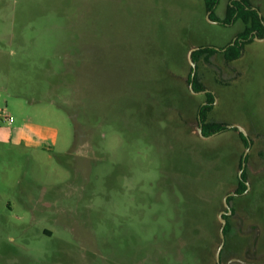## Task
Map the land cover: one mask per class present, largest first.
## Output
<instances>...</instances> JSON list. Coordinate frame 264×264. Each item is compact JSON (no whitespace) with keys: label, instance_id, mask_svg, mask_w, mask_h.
Masks as SVG:
<instances>
[{"label":"rangeland","instance_id":"rangeland-1","mask_svg":"<svg viewBox=\"0 0 264 264\" xmlns=\"http://www.w3.org/2000/svg\"><path fill=\"white\" fill-rule=\"evenodd\" d=\"M245 13L264 26V0L214 14L205 0H0V264L216 263L221 241L184 253L182 193L216 204L207 229L220 234L248 148L237 132L198 133L200 47L218 51L197 63L209 119L253 140L221 264H264V36H241ZM206 153L215 187L191 165Z\"/></svg>","mask_w":264,"mask_h":264},{"label":"trees","instance_id":"trees-1","mask_svg":"<svg viewBox=\"0 0 264 264\" xmlns=\"http://www.w3.org/2000/svg\"><path fill=\"white\" fill-rule=\"evenodd\" d=\"M220 0H205L206 8L208 11H211L212 14H214L215 8ZM235 14V7H232L229 5V8L227 9V15H226V22H231L232 18ZM249 13L242 14L243 21L245 23L246 28L241 33V36L248 37L253 31H257L260 37L264 36V26L259 20V17L257 15H253ZM211 18V17H210ZM243 49V43L239 44L238 42H235V44L231 45L229 44L225 51L223 52V56L226 61H233L240 57L241 50ZM218 51L215 48L212 47H200L197 51H195L192 54V59L194 62L199 63L202 59L206 63H210V58L217 54ZM198 66H197V73L193 80V90L195 92H202L207 90V88L202 84L199 73H198ZM192 68L190 69V73L188 75V83L190 84L192 82ZM205 98L202 104L199 105L197 115H196V121L198 122V126H201L202 128V135L204 137H212L216 134H219L221 132L225 131H233L238 133V137L240 138V141L243 143V145L246 148H250L252 145L253 140L251 137H246L242 132H240L237 128H229L228 124L216 121V120H210L209 114L214 108V102L215 97L211 92H207L204 94ZM201 137V136H200ZM199 141H204L203 139L199 138ZM204 143V142H202ZM243 154L239 158V169H242V163H243ZM201 157V156H200ZM216 158L215 153L203 155V158L200 160H195L191 165L198 170L199 176H202V181H206L207 179L210 180L211 184L213 185L216 182V179H212V177L209 175L208 171V162L210 159ZM206 161V163H205ZM249 161V157L246 158V163ZM207 165V166H206ZM196 170V172H197ZM195 179V175L193 176ZM237 184L234 188V192L236 193V196H241L245 194L247 191V184L248 182V175L247 170H245L240 177L239 174L236 175ZM198 182V181H197ZM201 182V181H200ZM215 187V185H213ZM178 190L180 189L179 185L177 186ZM181 191V189L179 190ZM198 192V193H197ZM196 193H191V196H188V192L182 193L184 196L183 199V205L186 204L185 201L190 202L191 206H189L187 209H185V212L183 213V224L185 225L183 228V237L186 240V247L184 249V253L191 259L193 262L195 258H198L199 256H204L205 254L209 253L211 244L214 243V241L219 243L221 241L220 234H216V236H210V232L207 229V226H209V215L211 212H216L218 207L216 204L208 202L204 197L201 196V192L197 190ZM229 194V192H226V195ZM225 195V196H226ZM188 196V197H185ZM191 198V199H189ZM236 197L231 196L229 197L228 201L232 209V215H225L224 218L227 220V224L224 229L225 239L227 242L229 234L233 230V226L231 224V219L235 218L237 216L236 210L232 207V202L234 201ZM253 202H256L254 200ZM195 204V207L193 206ZM254 207L256 203L253 204ZM223 210H225L224 206H221ZM253 208V207H252ZM218 222V221H217ZM220 223L221 226V222ZM255 226H253L254 229ZM221 229V228H220ZM257 240V239H256ZM226 245V243H225ZM225 248V247H224ZM248 252V251H247ZM246 252V253H247ZM225 251L223 250L221 253V260L224 257ZM197 260V259H196ZM217 264V262L215 263Z\"/></svg>","mask_w":264,"mask_h":264},{"label":"water","instance_id":"water-1","mask_svg":"<svg viewBox=\"0 0 264 264\" xmlns=\"http://www.w3.org/2000/svg\"><path fill=\"white\" fill-rule=\"evenodd\" d=\"M199 48H193L190 52H189V61H190V64L192 66V78L194 79L195 75H196V71H197V67H196V63L193 61L192 59V54L193 52L197 51ZM190 88L192 91L193 90V83L190 84ZM229 128H237L240 132H242L246 137H248V134L247 132L245 131V129H243L242 127H239V126H233V125H228ZM198 133L199 135L204 138V139H208L210 137H204L202 135V128L201 126L198 127ZM248 152H249V148L246 150V152L244 153V156H243V163H242V169L240 170L239 172V175L240 177L242 176L243 174V171L245 170V167H246V157L248 155ZM247 191L250 189V184L247 182ZM231 196H236V193L235 192H232V193H229L227 194L225 197H224V207L226 210H223L220 212L219 214V219H220V222H221V229H220V237H221V244L217 250V253H216V262L217 264H221V253H222V250L225 246V242H226V239H225V234H224V229H225V226L227 224V220L224 218L225 215H231L232 213V210H231V206L229 204V197Z\"/></svg>","mask_w":264,"mask_h":264},{"label":"flooded vegetation","instance_id":"flooded-vegetation-1","mask_svg":"<svg viewBox=\"0 0 264 264\" xmlns=\"http://www.w3.org/2000/svg\"><path fill=\"white\" fill-rule=\"evenodd\" d=\"M226 12H227V11H226ZM225 50H226V49H225ZM225 50H223V51H225ZM193 53H194V52H193ZM195 63H196V62H195ZM196 67H197V63H196ZM192 71H193V70H192ZM196 73H197V71H196ZM195 76H196V75H195ZM191 78H192V75H191ZM194 78H195V77H194ZM193 80H194V79L192 78V82H191V83H193ZM191 83H190V84H191ZM190 89H191V88H190ZM207 92H209V91H208V90L202 91V93H204V94L207 93ZM246 158H247V157H246ZM245 162H246V160H245ZM245 168H246V167H245ZM246 183H247V182H246ZM248 183H249V182H248ZM246 192H247V191H246ZM246 192H245V193H246ZM225 210H226V209H225ZM231 210H232V209H231ZM225 243H226V242H225ZM224 247H225V246H224ZM222 251H223V250H222Z\"/></svg>","mask_w":264,"mask_h":264},{"label":"built area","instance_id":"built-area-1","mask_svg":"<svg viewBox=\"0 0 264 264\" xmlns=\"http://www.w3.org/2000/svg\"><path fill=\"white\" fill-rule=\"evenodd\" d=\"M10 122H12V119H10Z\"/></svg>","mask_w":264,"mask_h":264}]
</instances>
